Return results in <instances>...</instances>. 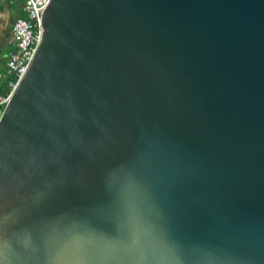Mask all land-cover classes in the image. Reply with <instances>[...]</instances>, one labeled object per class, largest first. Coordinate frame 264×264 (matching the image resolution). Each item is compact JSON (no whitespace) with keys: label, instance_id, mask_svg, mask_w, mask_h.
Wrapping results in <instances>:
<instances>
[{"label":"water","instance_id":"95a60500","mask_svg":"<svg viewBox=\"0 0 264 264\" xmlns=\"http://www.w3.org/2000/svg\"><path fill=\"white\" fill-rule=\"evenodd\" d=\"M0 118V264H264V0H51Z\"/></svg>","mask_w":264,"mask_h":264},{"label":"built area","instance_id":"2783aa9c","mask_svg":"<svg viewBox=\"0 0 264 264\" xmlns=\"http://www.w3.org/2000/svg\"><path fill=\"white\" fill-rule=\"evenodd\" d=\"M50 1L26 0L23 10L25 15L19 18L14 24V51L9 56L7 69L9 77H15V81L10 83L11 92L9 94H0L1 113L4 112L7 104L11 101L14 91L25 77L41 45L44 34L43 15ZM1 78L2 75L0 73Z\"/></svg>","mask_w":264,"mask_h":264},{"label":"crops","instance_id":"0c3cea01","mask_svg":"<svg viewBox=\"0 0 264 264\" xmlns=\"http://www.w3.org/2000/svg\"><path fill=\"white\" fill-rule=\"evenodd\" d=\"M24 0H0V66H6L14 51L13 28L15 22L25 15Z\"/></svg>","mask_w":264,"mask_h":264},{"label":"rangeland","instance_id":"374dc122","mask_svg":"<svg viewBox=\"0 0 264 264\" xmlns=\"http://www.w3.org/2000/svg\"><path fill=\"white\" fill-rule=\"evenodd\" d=\"M26 0H24V5H25ZM1 67V66H0ZM0 73L2 75V78L0 79V94H3L2 92H5L7 89V83H8V69H7V64L4 67H1ZM3 113L0 112V115L2 116Z\"/></svg>","mask_w":264,"mask_h":264},{"label":"trees","instance_id":"16d2710c","mask_svg":"<svg viewBox=\"0 0 264 264\" xmlns=\"http://www.w3.org/2000/svg\"><path fill=\"white\" fill-rule=\"evenodd\" d=\"M15 81V77H9L8 78V83H7V89L5 92H2L3 94H9L11 92V88H10V83Z\"/></svg>","mask_w":264,"mask_h":264}]
</instances>
